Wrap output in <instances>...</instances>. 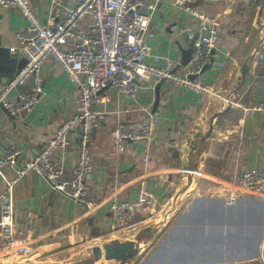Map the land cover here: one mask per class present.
I'll return each mask as SVG.
<instances>
[{"label":"crops","instance_id":"crops-1","mask_svg":"<svg viewBox=\"0 0 264 264\" xmlns=\"http://www.w3.org/2000/svg\"><path fill=\"white\" fill-rule=\"evenodd\" d=\"M30 2L39 19L48 21L52 16L60 17L63 5L69 6L73 0H64L56 11L51 0ZM173 2L161 0L157 4L146 40L155 53L182 58L183 49L191 43L186 29L195 26L197 19ZM192 6L220 16L214 61L204 73L220 96L196 93L169 80L143 85L134 99L111 89L106 103L111 113L96 126L90 144L94 169L87 182L95 187L96 205L81 206L53 189L39 174L30 173L14 185L13 198L15 237L20 245H30L31 252L3 251L0 264H42L44 258L54 256L68 264L91 258L95 246L127 239L125 230L115 227L109 205L113 200L136 198L139 179L146 177L159 203L145 213V221L138 224L141 230L182 191L185 174L180 169L192 163L183 152L200 146L204 124L217 113L209 124L212 134L208 145L195 163L202 176L194 179L185 199L165 221L161 230L167 226L169 230L146 262L264 264V194H241L230 204L225 195L216 193V188L234 181L244 170L264 166V115L244 112L251 103H264V59L254 57L248 63L264 30V0L256 5L195 0ZM26 27L27 20L19 9L0 6V43L8 49L0 55V81L11 79L24 58L11 48L19 47L18 34ZM15 53L18 57L12 56ZM246 63L249 70L242 81ZM41 74L42 91L31 109L12 114L0 107V155L13 143L23 149L25 159L32 158L75 113L77 88L61 65L49 58ZM30 83L20 90L27 91ZM229 95L236 97L237 103L226 112L229 103L225 97ZM153 114L160 117V123L151 143L129 140L124 151L114 150L112 132L119 122L139 125ZM79 137L76 128L68 136V145L55 152V158L66 167H73L78 160ZM6 187L0 178V194Z\"/></svg>","mask_w":264,"mask_h":264},{"label":"built area","instance_id":"built-area-1","mask_svg":"<svg viewBox=\"0 0 264 264\" xmlns=\"http://www.w3.org/2000/svg\"><path fill=\"white\" fill-rule=\"evenodd\" d=\"M160 1L73 0L67 6L63 5L64 0H51L55 11L60 5L64 6L60 17L55 15L48 21H41L30 0H0V6L19 9L27 20L26 29L18 34L19 47L11 48L26 59V64L8 81H0V107L12 114L31 109L42 91V65L49 58L61 65L77 88L75 113L32 158L25 159L23 149L13 143H8L0 155V178L7 183L6 190L0 194V253L31 252L30 245H20L15 237L13 198L14 185L30 173L39 174L53 189L81 206L91 208L96 205L95 187L87 182L94 169L90 144L93 128L111 113L106 105L111 89L134 99L143 83L150 87L169 80L196 93L220 96L204 77L206 68L214 61L220 39V16L194 8L192 2L195 0H174L176 8L197 19L195 26L186 29L194 47L189 63L183 66L181 56L173 58L155 53L146 40L153 10ZM230 1L256 5L259 0ZM259 40L256 58L264 59L262 34ZM30 80L29 89L20 90ZM225 101L232 105L237 103L227 97ZM244 112L264 115V103H251L244 107ZM158 123L160 117L155 114L139 125L119 122L112 132L114 150L124 151L129 140L151 143ZM79 127L78 160L73 167H66L55 158V152L68 145L69 134ZM183 154L189 157L185 151ZM147 160L145 157L144 161ZM180 172L185 176L191 173L192 182L202 176V171L197 168L184 167ZM216 191L225 195L230 204H235L241 194L263 195L264 166L244 170L234 181ZM158 203L159 198L150 189L147 178L142 177L136 198L113 200L109 209L115 227L126 230L145 221V213Z\"/></svg>","mask_w":264,"mask_h":264},{"label":"water","instance_id":"water-1","mask_svg":"<svg viewBox=\"0 0 264 264\" xmlns=\"http://www.w3.org/2000/svg\"><path fill=\"white\" fill-rule=\"evenodd\" d=\"M262 35L264 38V30L262 31ZM260 42L261 40H259L258 45L256 46L253 53L251 54L248 63L251 62L252 58L256 57V53H257ZM193 47H194V43L191 42L190 46L187 49H183L182 59H181V63L183 66H186L189 63L191 59ZM6 50L4 47H2L0 43V55H2ZM12 56L18 57V54L15 53ZM248 63H246L243 66L242 77H241L242 81L245 77V74L249 70ZM25 64H26V59L23 58L20 61V63L17 65V70L24 67ZM159 85L157 88L160 87ZM235 92H237V90H234V93ZM231 95H229L227 98H232V100L235 101L236 97H233ZM230 106H231V103L229 102L228 107L226 108V112L230 109ZM217 116H219V113L214 114L211 117H209V119L206 121V124H204L205 135L201 141L200 146L197 147L193 145L192 147L187 149V154L190 157L189 159L192 160V163L190 165H186L188 169L194 170L196 168V165H195L196 159L199 158L200 155L204 152L206 146L208 145L209 138L211 137V134H212L211 129H210L211 126L209 128V124L212 121V119H214ZM77 129H78V132L81 133V128L79 127ZM95 130H96V127L93 128L92 135L94 134ZM191 180H192V174L187 173V175L185 176V184H184L182 191L178 193L176 196H174L161 210V213H160L161 215L159 214L160 219H157L158 221L154 219L152 222L148 223L147 226H145L143 229L140 230V233L137 235L136 239L128 240V241H115L111 243H105L102 246H95L92 250L93 256L91 258H88V259L82 258V259L72 262L71 264H112V263L128 264L129 262L133 261V259L143 249L142 243L145 242L146 239L150 238V236L152 235L154 231H156V229L161 228V225H163L165 221L173 215L176 208L185 199L187 192L190 188ZM103 258L105 259V261H101Z\"/></svg>","mask_w":264,"mask_h":264},{"label":"rangeland","instance_id":"rangeland-1","mask_svg":"<svg viewBox=\"0 0 264 264\" xmlns=\"http://www.w3.org/2000/svg\"><path fill=\"white\" fill-rule=\"evenodd\" d=\"M143 85H145L143 83ZM192 184V181L190 182V185ZM169 202V201H168ZM167 203H165L166 205ZM165 206L161 207L162 209ZM168 207V206H167ZM166 207V208H167ZM159 210V209H158ZM161 210L157 211L156 213H154L152 216V220H150L149 222H146L141 229H143L145 226L148 225V223L152 222L154 219H160V214ZM160 214V215H159ZM158 221V220H157ZM140 225H135L134 227L128 228L125 230V234L123 236H125V238L127 239H123L122 241H126V240H134L136 239L137 235L140 233ZM164 224L161 225V228L156 229V231H154L152 233V235L150 236V238L146 239L145 242L142 243L143 249L141 250V252L133 259L132 262H129L128 264H147V259L152 255V253L155 251L156 247L160 246L161 240L162 238L166 235V233L169 230V226H167V228L165 227L163 230H161L163 228ZM67 261H59V259L54 256V257H47L44 258V261L42 262V264H67ZM109 262V261H108ZM110 263V262H109ZM112 263V262H111ZM39 264V263H38ZM69 264V263H68ZM71 264V263H70ZM113 264V263H112Z\"/></svg>","mask_w":264,"mask_h":264}]
</instances>
